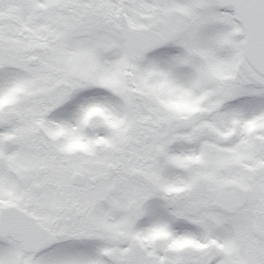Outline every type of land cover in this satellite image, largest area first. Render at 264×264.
Instances as JSON below:
<instances>
[{
    "label": "snow or ice",
    "instance_id": "snow-or-ice-1",
    "mask_svg": "<svg viewBox=\"0 0 264 264\" xmlns=\"http://www.w3.org/2000/svg\"><path fill=\"white\" fill-rule=\"evenodd\" d=\"M0 264H264V0H0Z\"/></svg>",
    "mask_w": 264,
    "mask_h": 264
}]
</instances>
